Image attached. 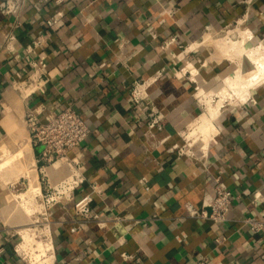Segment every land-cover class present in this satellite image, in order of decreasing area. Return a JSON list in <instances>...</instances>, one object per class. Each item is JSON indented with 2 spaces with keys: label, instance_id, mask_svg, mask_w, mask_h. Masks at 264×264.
I'll return each mask as SVG.
<instances>
[{
  "label": "crops",
  "instance_id": "crops-1",
  "mask_svg": "<svg viewBox=\"0 0 264 264\" xmlns=\"http://www.w3.org/2000/svg\"><path fill=\"white\" fill-rule=\"evenodd\" d=\"M4 1L0 141L13 87L27 118L70 106L91 128L68 152L85 176L74 190L68 160L29 142L50 203V264H264V231L242 221L264 218V83L240 103L221 99L244 67L233 56L241 32L250 46L264 37V0H27L12 13ZM216 109L214 130L196 131ZM218 178L233 192L229 219L190 216L185 204L206 205ZM93 191L91 216L78 214ZM2 219L0 264H36Z\"/></svg>",
  "mask_w": 264,
  "mask_h": 264
},
{
  "label": "bare ground",
  "instance_id": "bare-ground-1",
  "mask_svg": "<svg viewBox=\"0 0 264 264\" xmlns=\"http://www.w3.org/2000/svg\"><path fill=\"white\" fill-rule=\"evenodd\" d=\"M205 39L206 42H209L211 35L207 34ZM223 40L224 39L221 41L223 42ZM250 40V34L246 31H242L240 39L234 45L236 54L233 56L237 57L236 60L241 63L242 57L246 56L254 63V67L252 70L245 73L239 69L232 76L227 78L225 93H229L228 97L230 98L228 99H231L229 103H236L249 98L255 92L256 87L264 82V41L260 42L258 45L250 46ZM220 56H222V54ZM222 57H224V55ZM27 87H29V85ZM22 88L24 89V87ZM6 99L5 106L9 111V115L6 116L3 121L7 130V135L0 141V154H2V158H0V180L1 178L9 180L18 176H25L28 178L29 183L28 189L20 195L18 194V197L16 195L2 197L3 200L0 202V215L8 223L18 225L25 224L27 221H32H29L30 218L27 217V215L30 214L27 210L28 207L27 209H25V206L23 208L22 203L18 201L17 198H21L22 201L27 199L28 201V199L30 200L31 198L39 196L42 193V187L38 177V169L35 165L36 158L33 147L30 146V143L28 144L29 137L20 123V115L25 111V103H23V99L15 87L8 90ZM219 112L220 110L216 109L212 112L201 113L196 122V131L198 130L205 134L213 131L214 119L218 116ZM29 202H31V200ZM34 203L37 204L36 202ZM29 205L31 206V204H28V206ZM3 209L5 210L4 213ZM4 214L8 215L5 216ZM23 230H25V232L23 234L22 248L27 250L32 248L37 251L39 250L40 252L35 251L37 252L35 257L38 259V264H50L52 262V254L50 252L51 244L44 240L35 239L34 235L36 234L32 228L27 227ZM39 233H42L41 229ZM45 233H47V231ZM33 254L35 255V253Z\"/></svg>",
  "mask_w": 264,
  "mask_h": 264
},
{
  "label": "built area",
  "instance_id": "built-area-1",
  "mask_svg": "<svg viewBox=\"0 0 264 264\" xmlns=\"http://www.w3.org/2000/svg\"><path fill=\"white\" fill-rule=\"evenodd\" d=\"M26 1L5 0L3 3L4 11L6 13L20 11L24 4H26ZM55 25L56 20L50 18L46 26L53 27ZM13 38L14 36H11L9 40ZM36 44L40 45L41 40L36 41ZM40 66L41 68L45 67V62L41 61ZM140 96L141 94L139 92L134 94L136 101H139L138 98ZM23 119L29 130V141L44 145L42 157L47 161H53L55 159L68 160L74 176L71 182V188L74 190L79 187L85 181L84 170H82V166L76 159H68V152L80 146L89 137L91 128L87 121L70 106L57 114L47 116L45 121L37 117L27 118L24 116ZM96 190L100 191L95 187L94 191ZM94 191L84 194L75 201V209L78 214L85 217L91 216V203L94 199ZM232 197V190L224 186L218 178L211 201L201 208L195 207L192 202H187L185 206L190 216L216 221H227L229 219ZM242 221L254 232L264 231V218L246 216Z\"/></svg>",
  "mask_w": 264,
  "mask_h": 264
},
{
  "label": "rangeland",
  "instance_id": "rangeland-1",
  "mask_svg": "<svg viewBox=\"0 0 264 264\" xmlns=\"http://www.w3.org/2000/svg\"><path fill=\"white\" fill-rule=\"evenodd\" d=\"M237 36V34L235 33L234 34V37H236ZM239 39V38H238ZM262 41H264V37H262V38H253V40H252V42H253V44L254 45H258L260 42H262ZM242 63V62H241ZM235 64L237 65V62H235ZM235 64L233 63V66H235ZM243 65H244V67H243V69L241 70L242 72H246V71H250V70H252L253 69V67H254V63H252L251 62V59L250 58H248V57H244V59H243V63H242ZM237 68H238V65H237ZM226 83V82H225ZM264 83V82H263ZM262 83V84H263ZM225 91H226V88H225ZM225 91H224V93H223V96L221 97V99L222 98H225L226 100L228 99V98H230V97H228V95H229V93L228 94H226L225 93ZM7 100V99H6ZM231 101V99H228V102H230ZM241 101H239V102H236V103H240ZM236 103H230V104H236ZM8 110V109H7ZM24 112V111H23ZM9 115V111H6V115H5V118H6V116H8ZM21 117H20V123H21V125H22V127H23V129H24V131L27 133V135H28V137H29V130H28V128H27V126H26V124H25V122H24V119H23V117H24V113H22L21 115H20ZM6 135V134H5ZM29 140H28V144H29ZM31 146V145H30ZM0 158H2V154H0ZM0 161H1V159H0ZM39 173V172H38ZM38 177H39V175H38ZM40 179V178H39ZM28 178L27 177H25V176H18V177H15V178H11V179H2L1 178V180H0V197L2 198V197H6V196H9V195H16L17 197H18V194L20 195L22 192H25L27 189H28ZM40 183H41V181H40ZM10 193V194H9ZM41 195V196H40ZM39 196H36V197H34V198H31L30 200H31V202H29L30 200L28 199V201H27V199L24 201H22V199L21 198H17L18 199V201H20L21 203H22V206H23V208H24V206H25V209H27V207H28V211L30 212V214H28L27 215V217L28 218H30V220L29 221H32V222H28L27 221V223H25V224H18L17 225V230L19 231V236H20V241H23V234H24V232H25V230H23V229H25V228H27V227H30V228H32L33 229V231L35 232V234L36 235H34V238L35 239H37V240H44V241H46V242H48V236H46V231L50 228L49 227V221H48V219H46L47 218V216H48V214L47 213H49L48 212V210H49V204L50 203H48L47 201L45 202V197L42 195V193L40 194ZM0 198V199H1ZM2 200H3V198L0 200V202H2ZM27 201V202H26ZM38 201V202H37ZM32 202H33V204H32ZM34 202H36L37 204H35ZM4 203V202H3ZM27 204V205H26ZM28 204H31V206L29 205L28 206ZM35 205H37V206H35ZM34 206V207H33ZM30 207V208H29ZM33 207V208H32ZM35 207H36V209H35ZM38 207H40V208H38ZM38 209H40V210H38ZM31 210V211H30ZM5 212V210L3 209V213ZM43 214H46V215H43ZM5 216H7L8 214H4ZM26 219V218H25ZM15 225V224H14ZM37 228V229H36ZM45 228V229H44ZM35 229V230H34ZM40 229L42 230V233H39V231H40ZM43 230H45V231H43ZM48 233V232H47ZM22 248V247H21ZM23 249V248H22ZM21 249V250H22ZM25 251H29V252H27V254L29 255V256H31L33 253H35V255L34 256H36L37 254V250L36 249H34V248H32V249H25ZM32 251V252H31ZM35 251H37V252H35ZM30 252H31V254H30ZM36 261L38 260V259H36V258H34ZM34 261V260H33ZM38 262H36V264H37Z\"/></svg>",
  "mask_w": 264,
  "mask_h": 264
}]
</instances>
